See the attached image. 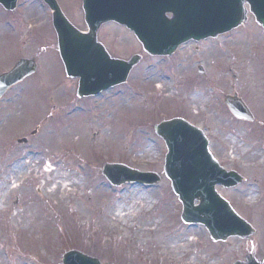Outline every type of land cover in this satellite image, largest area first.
<instances>
[{
	"label": "rangeland",
	"instance_id": "1",
	"mask_svg": "<svg viewBox=\"0 0 264 264\" xmlns=\"http://www.w3.org/2000/svg\"><path fill=\"white\" fill-rule=\"evenodd\" d=\"M58 1L87 30L82 0ZM100 38L114 57L144 59L126 84L84 100L76 95L79 79L65 74L49 8L41 0H21L14 12L0 6V70L18 57H35L39 65L9 92L17 101L12 115L3 122L0 117V264H63L71 249L105 264H233L249 253L264 261V189L256 179L241 193L238 209L256 233L249 240L213 242L204 226L182 221V204L166 176L153 186L116 187L102 175V164L112 162L164 173L167 148L154 125L175 116L206 133L220 162L223 145L239 147L242 138L250 146L241 145V152L264 145V116L248 124L251 131L237 128L241 124L233 123L224 104L225 91L242 90L256 99L249 101L258 113V101L264 111V30L251 15L237 30L186 44L170 57L145 55L133 32L114 23L101 28ZM228 58L239 62L233 67H240V86L225 81ZM22 138L30 142L18 144ZM11 157L14 169L4 165ZM257 159L231 157L230 163L252 170ZM53 167L57 171H47ZM262 175L264 169L256 178ZM5 177L15 184L7 179L10 186L2 187Z\"/></svg>",
	"mask_w": 264,
	"mask_h": 264
},
{
	"label": "water",
	"instance_id": "2",
	"mask_svg": "<svg viewBox=\"0 0 264 264\" xmlns=\"http://www.w3.org/2000/svg\"><path fill=\"white\" fill-rule=\"evenodd\" d=\"M17 1L0 0V3L10 10ZM44 1L53 11L67 75L80 77V96L96 95L125 82L141 59L138 55L129 61L110 57L97 40V32L106 22L115 21L133 30L152 55H171L190 39L216 37L237 28L247 20V4L264 26V0H84L89 27V33L85 34L68 20L57 0ZM36 70L35 60H20L11 71L0 75V97ZM236 105L230 102L234 111ZM155 130L168 147L164 170L183 204L182 220L206 226L214 241H225L232 236L249 238L254 234L255 229L216 190L218 184L232 186L241 179L220 166L209 150L204 132L182 118L163 121ZM103 173L116 185L126 181L155 184L161 179L157 173L140 172L122 164H106ZM63 262L102 264L78 251L66 253ZM235 264L262 263L249 255L246 262Z\"/></svg>",
	"mask_w": 264,
	"mask_h": 264
},
{
	"label": "flooded vegetation",
	"instance_id": "3",
	"mask_svg": "<svg viewBox=\"0 0 264 264\" xmlns=\"http://www.w3.org/2000/svg\"><path fill=\"white\" fill-rule=\"evenodd\" d=\"M235 59H233L232 62L230 63H224L222 66L224 67V72L227 73V76H225V79L227 80V84L230 86V84L233 82V84H236L238 83V86H240V82L238 81V76H239V66H236V67H233L234 64L236 63H239V62H234ZM9 68L7 69H2L0 70V74L7 71ZM244 72V70H243ZM229 77V78H228ZM30 78L26 79L23 83L27 82ZM22 83V84H23ZM239 90V89H238ZM240 91V92H239ZM239 91H234L232 89H228V91H225L224 92V97L230 93L231 95H238V97H240L247 105L248 107L250 108L251 112H252V115H253V120H249V119H241L239 117H236L229 109L228 107L226 106L227 108V113L231 116L232 120H234V124H241V125H234L235 127H243L244 130L247 128L249 131H251L248 127L249 125L248 124H257L259 120V117L261 118V116H264V111L262 110V106L258 104L260 103L258 101V104L256 106V108L259 110V113L258 111L255 110L254 108V105H252L251 101H249V98L253 100V96L252 94L251 95H248L246 92L242 91V90H239ZM244 92V93H243ZM242 95H240V94ZM247 96H245V95ZM255 99V98H254ZM256 100V99H255ZM254 101V100H253ZM5 102H7L5 104ZM255 102V101H254ZM17 103L16 99L14 98H11L10 95L8 94H5L1 99H0V117H2V122L3 120L6 118V115H12L13 113V106ZM264 103V102H262ZM259 107V108H258ZM246 114H249V113H246ZM250 115V114H249ZM240 116V115H239ZM11 118V117H9ZM254 127V126H252ZM230 133H232V130H230ZM30 140L27 139L25 143H29ZM238 146L236 145H233L232 148L230 146H225L223 145V159L221 160L223 166L228 169V170H236V171H239V173H241L245 178H243V182L238 185V186H234V187H227V188H222V191H225L224 193V196L231 202V204L234 206V208L236 209H242V199L243 197H241V193L244 194L245 191H246V188H247V185H248V182L249 180H254L256 179L257 182L259 183V185L261 186L262 189H264V175H262L261 178L263 179H260V178H256L259 174V171L260 169H264V145L262 144H259L258 146V150L255 151L253 150V147L250 149V152H241V145H244L246 147H249L250 146V143L248 142V140H244L242 138V140L240 141V144H238ZM249 145V146H248ZM252 146V144H251ZM16 149V146L14 143H12L10 146H9V151H14ZM254 156H251L253 155ZM231 157H233V159H236V158H239L241 159L242 161H247L249 159V157H253V158H256L258 157L257 159V162H259V164H257V162H255V166L254 168L251 170L250 168L246 169L244 166L242 167V165L238 162V164H231L230 161H231ZM260 158V159H259ZM4 165H6V167L8 168H12L14 169L15 167V163L12 161V157L10 159H8V161H6L4 163ZM16 169V168H15ZM256 172H257V175H256ZM247 173H250L252 175H249ZM9 176H12V177H15V174L14 173H11V175L9 174ZM253 177V178H252ZM10 180L12 179L11 182H13V179L14 178H8V177H5L3 182H2V187H9L10 186V183L7 182L6 180ZM259 179V180H258ZM13 184H15L13 182ZM12 184V185H13ZM258 189V193L260 196L261 195V192H260V189ZM263 197V196H262ZM2 199V197H0ZM1 202V201H0ZM241 202V204H240ZM244 208V207H243Z\"/></svg>",
	"mask_w": 264,
	"mask_h": 264
},
{
	"label": "bare ground",
	"instance_id": "4",
	"mask_svg": "<svg viewBox=\"0 0 264 264\" xmlns=\"http://www.w3.org/2000/svg\"><path fill=\"white\" fill-rule=\"evenodd\" d=\"M46 186H47V184H45L43 186V189H45ZM42 193H43V197H44L45 196V190H42ZM47 193H48V196L47 197L50 198V195L51 196L55 195L56 191L55 190H52V191H48ZM0 201H1V198H0ZM132 212H133V210H130V213H132Z\"/></svg>",
	"mask_w": 264,
	"mask_h": 264
}]
</instances>
